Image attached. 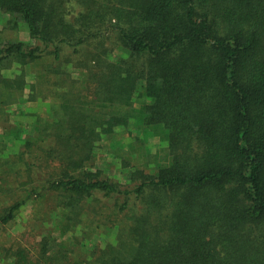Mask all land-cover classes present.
Masks as SVG:
<instances>
[{"label":"trees","instance_id":"trees-1","mask_svg":"<svg viewBox=\"0 0 264 264\" xmlns=\"http://www.w3.org/2000/svg\"><path fill=\"white\" fill-rule=\"evenodd\" d=\"M0 9L33 40L0 43V119L32 65L51 97L42 138L0 151V264H264V0H0ZM66 47L85 55L78 80L64 69ZM13 63L19 74L4 76ZM131 120L142 134L130 181L82 172L102 134ZM150 137L167 144L154 152ZM51 191L73 216L48 223L71 240L39 226L34 241L6 239L18 208ZM106 230L113 241L88 246Z\"/></svg>","mask_w":264,"mask_h":264},{"label":"rangeland","instance_id":"rangeland-1","mask_svg":"<svg viewBox=\"0 0 264 264\" xmlns=\"http://www.w3.org/2000/svg\"><path fill=\"white\" fill-rule=\"evenodd\" d=\"M9 41L33 42L26 24L19 19L14 23L13 17L8 12L0 9V43ZM122 54L121 51L115 50L111 57L112 59H117ZM64 55L66 59L71 57L70 61L64 63V69L70 72L76 80L80 79L82 71L75 64L85 56L84 53L76 55L73 54L71 48L66 47ZM35 68H37L36 64L32 65L27 71L25 76L27 86L23 91V95L18 101L7 107L5 114L7 119H0V151L6 153L18 152L24 139H36L39 136L42 138L40 128L49 121L51 97L38 91ZM19 72L20 65L17 63H13L9 69L3 68L1 70L4 76L11 78H15ZM31 84H35V88H31ZM141 90V87H139L137 94ZM136 105L140 106V102L138 101ZM141 134V131L134 127L132 120L127 126L116 128L113 134L103 133L100 140L96 143L91 160L86 161L80 170L85 172L86 175L102 174L119 181L121 184L128 183L130 181L131 162L136 157L132 142L135 136L137 137ZM149 142L154 152L159 147L167 144V142L159 141L155 137H150ZM126 164L130 165L127 166ZM58 199H62V194L58 191L45 192L40 197L35 194L33 199H29L18 208L16 217L12 221L5 224L4 227L2 226L3 235L6 236V239L22 237L27 242L30 240L34 241L36 238L31 237V229L34 228L33 230L35 231V228L39 226L42 231L45 228H49L50 232L55 236L71 240L73 233L68 232V234L63 236L55 227L56 222L48 223V220L55 216H73L62 205L56 203ZM88 215L92 216L91 213H88ZM115 233L116 230H106L102 236L95 237L92 241L87 242L90 244L88 246L91 247V245L97 243L103 244L107 242L106 240L113 241ZM1 237L5 238L4 236ZM85 246L82 245V250H85Z\"/></svg>","mask_w":264,"mask_h":264}]
</instances>
